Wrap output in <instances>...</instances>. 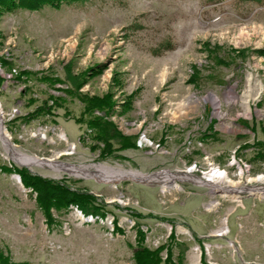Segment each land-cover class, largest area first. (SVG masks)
I'll use <instances>...</instances> for the list:
<instances>
[{"label": "rangeland", "instance_id": "rangeland-1", "mask_svg": "<svg viewBox=\"0 0 264 264\" xmlns=\"http://www.w3.org/2000/svg\"><path fill=\"white\" fill-rule=\"evenodd\" d=\"M167 39L175 48L154 54L152 50ZM206 40L222 45L224 51L219 53L226 58L231 47H264V4L252 0L216 4L209 0H87L61 9H17L0 17V58L9 62L3 66L0 60V77L5 79L0 82V105L16 150L63 163L107 164L143 174L195 169L193 178L177 179L181 188L170 186L163 191L161 177L150 182L121 179L113 183L67 171L58 173L47 165L28 166L30 172L47 178L65 177L73 187L86 188L108 203L104 220L90 219L71 208L55 214L61 223L51 229L32 190L22 188L16 173L0 170V247L14 261L134 264L137 222L148 230L146 244L151 248L165 243L174 228L178 239L189 246L186 264H196L193 254L197 246L201 264H264V193L250 196L244 191L234 201L220 193L213 195L210 186L194 180L210 169V162L242 185L246 175L264 174V160L254 159L258 149L241 147L264 141V134L259 126L253 132L240 123L241 119L250 126L254 120L264 123V56L251 52L245 61L238 58L230 67L215 65L201 49ZM68 64L73 74L103 66L102 73L89 78L81 91L115 94L118 104L111 120L124 134L137 136V149L119 152L127 159H103L99 149L92 150L95 142L85 136L87 125L75 121L84 103L55 89L65 84L44 79L47 75L67 80ZM192 64L203 68L198 86L188 82ZM24 70L30 74L21 81L16 75ZM116 73L124 80L122 88L114 84ZM230 88L233 94L227 96ZM138 89L132 109L120 114L126 96ZM212 92L221 100L219 111L207 99ZM51 94L63 97L55 117L44 115L28 123L19 118ZM244 102L249 103V111ZM212 119L217 135L204 137ZM162 137L164 143H160ZM0 161L27 166L8 155L1 140ZM247 184L264 183L252 180ZM214 200L217 203L212 206ZM124 208L167 220L134 218ZM114 217L124 233L113 231ZM225 218L227 233L218 235Z\"/></svg>", "mask_w": 264, "mask_h": 264}, {"label": "trees", "instance_id": "trees-1", "mask_svg": "<svg viewBox=\"0 0 264 264\" xmlns=\"http://www.w3.org/2000/svg\"><path fill=\"white\" fill-rule=\"evenodd\" d=\"M87 0H0V17L6 12H13L17 9L27 10L30 12L41 11L46 6H50L54 9H61L64 5H73L79 3H85ZM224 0H209L211 3H220ZM259 4H264V0H252ZM175 48V44L167 39L162 41L152 51L154 54H161L163 51L172 50ZM201 49L207 53L209 60H212L215 65H223L230 67L236 63L238 58L245 61L251 52L256 53L259 56H264V47L251 50L250 48H234L231 47L228 50L229 58L223 57L219 52L224 51L223 46L220 44H212L211 41L206 40L201 42ZM2 65H7L9 62L4 58H0ZM71 64L66 66L67 69V80L60 78H52L45 75L44 79L53 82L54 84L61 83L65 84L64 87H57L55 89L65 92L68 95L78 97L84 103V109L81 115L75 118V121L79 124L85 123L87 125V133L85 136H89L94 140L95 143L91 145V149L96 151L100 150V157L105 159L109 156L116 158L127 159L124 155L119 154L124 149H137V136L124 134L111 120V116L116 112L115 106L118 102L115 99V94L112 91H108L104 95H90L81 91V88L86 84L89 78L95 77L102 73L103 66L97 65L90 67L87 70L78 74H73ZM30 71L24 70L16 75L21 81H25L22 77L29 75ZM203 68L197 64H192V73L188 80L189 83H193L198 86L202 79ZM214 78L212 74L208 75ZM5 79L0 77V82ZM114 84L118 88L124 86V80L120 74H115L113 78ZM219 82H223L219 80ZM53 84V85H54ZM139 89L133 91L130 95L126 96L120 110V114H126L132 109L133 102L139 93ZM62 96H56L51 94L48 99L43 101L41 105H38L33 111L22 115L21 120L24 123H28L32 120L38 119L44 115L55 117V108L61 106ZM35 102L34 98H31V103ZM69 115L68 113H66ZM18 119V117H17ZM216 120L212 119L207 130L203 133L204 137L216 136L217 132L214 130V124ZM240 123L244 126L256 132L259 126L260 131L264 134V123L259 124L253 122V125H249V122L241 119ZM209 132V133H208ZM115 142L118 146H115ZM165 138L162 137L160 143H164ZM241 147L248 148L254 147L257 152L254 159L264 160V141L256 140L253 144L245 143ZM0 170L4 173H16L20 175L21 181L26 188L31 189L32 194H35V199L38 208L43 213L48 228L51 229L54 226L60 225L55 214L61 215L71 210L72 207L77 209L84 216H92V218L106 219L109 214L106 210L107 202L104 198L92 193L86 188H76L71 184L67 183L66 178L53 179L35 174L29 171L26 167H18L12 162L10 165L1 164ZM120 208L119 204H116ZM131 213L134 218H146L155 217L163 221L167 219L154 215L152 213L142 214L131 208H124ZM174 220H171L173 222ZM113 231L116 233H124V229L119 225L118 218L114 217L113 220ZM134 230L136 231V240L133 249V261L134 264H186V252L189 248L188 244L180 241L177 236L176 230L173 228L169 234L167 241L156 248H151L146 244L148 230H145L142 225L135 223ZM200 242L201 239H198ZM177 249V255L175 250ZM204 256V253H203ZM0 264H33L30 261H14L7 251L0 247Z\"/></svg>", "mask_w": 264, "mask_h": 264}, {"label": "bare ground", "instance_id": "bare-ground-1", "mask_svg": "<svg viewBox=\"0 0 264 264\" xmlns=\"http://www.w3.org/2000/svg\"><path fill=\"white\" fill-rule=\"evenodd\" d=\"M233 94V89L226 93L227 96ZM207 99H210L216 110L219 111L221 106V100L219 96L212 92L207 96ZM246 109L250 110V105L248 102H244ZM245 109V110H246ZM63 138H66L64 133L61 134ZM0 140L2 141L3 147L17 163L20 165H27V166H34V165H47L53 168L56 172L61 173L63 171H67L69 174L78 176V177H95L99 179L106 180L108 182H117L121 179H138L144 180L146 179V175L135 170H126L120 167H115L107 164H90V165H75L69 163H63L59 161H55L53 159H44L37 157L35 155H28L21 151H18L14 148V144L12 143L10 134L5 127V117L2 112V108L0 107ZM23 165V166H24ZM210 169L208 171H203L202 176L198 177L194 180L200 182L201 184H206L210 186V192L213 195L220 193L223 196H227L231 198V200L238 201L241 197V193L244 191H248V194L251 196H262L264 193V184L259 186H250L247 183L252 180H258L264 183V174H261L255 178H251L246 175L245 184L242 185L240 181L233 180L229 175L228 172L222 169L219 165H216L214 162H210ZM195 169L190 167L186 170V172H170V171H161L157 174L153 175L152 180L158 179L159 177L162 178V185L163 191L168 190L170 186L174 188H181V185L177 182V179H185L187 177L192 176V173ZM240 172V171H239ZM240 177H243V170L241 169ZM193 178V176H192ZM191 179V178H190ZM171 183V185H170ZM235 192V194H228ZM217 203L216 200L212 201V206ZM83 216V215H82ZM93 219L92 216L88 217ZM223 227L217 231L218 235H224L227 233L228 226L226 224V218L223 220ZM182 231L188 232V230L181 228ZM232 244V242H231ZM207 247L209 248L210 245L208 244ZM194 250L195 253L193 254L194 263H200V248L197 246Z\"/></svg>", "mask_w": 264, "mask_h": 264}, {"label": "water", "instance_id": "water-1", "mask_svg": "<svg viewBox=\"0 0 264 264\" xmlns=\"http://www.w3.org/2000/svg\"><path fill=\"white\" fill-rule=\"evenodd\" d=\"M0 107H1V105H0ZM1 108H2V107H1ZM21 166H23V165H21ZM24 166H26V165H24ZM26 167L29 168L28 166H26ZM29 169H30V168H29ZM30 170H31V169H30ZM154 174H157V173H154ZM154 174H145V175H146V179H144V180H138V179H135V180H136V181H139V182H150V181L152 180ZM15 176L19 179V182L21 183L22 188L25 189V190H28V189L23 185V183H22V181H21V177H20V175L15 174ZM82 215H83V214H82ZM169 226H170L171 229L173 228V225L170 224V223H169ZM200 257H201V252H200Z\"/></svg>", "mask_w": 264, "mask_h": 264}, {"label": "built area", "instance_id": "built-area-1", "mask_svg": "<svg viewBox=\"0 0 264 264\" xmlns=\"http://www.w3.org/2000/svg\"><path fill=\"white\" fill-rule=\"evenodd\" d=\"M72 209L77 212L78 214L82 215V213L77 209V207H72Z\"/></svg>", "mask_w": 264, "mask_h": 264}]
</instances>
